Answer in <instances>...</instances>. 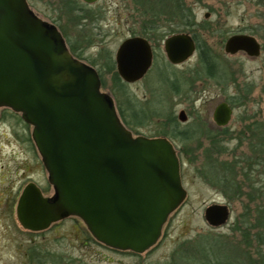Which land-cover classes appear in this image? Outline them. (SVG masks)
Listing matches in <instances>:
<instances>
[{
    "label": "water",
    "instance_id": "1",
    "mask_svg": "<svg viewBox=\"0 0 264 264\" xmlns=\"http://www.w3.org/2000/svg\"><path fill=\"white\" fill-rule=\"evenodd\" d=\"M120 43L117 74L127 84L136 83L149 72L153 49L142 36ZM66 44L60 30L38 16L28 0H0V109L20 114L32 127L54 191L46 197L27 186L19 199L18 222L26 231L40 232L77 217L98 243L142 255L157 245L162 227L188 196L175 145L167 137L134 135L113 98L102 91L97 70ZM196 50L187 33L164 41L173 65L190 60ZM224 50L257 57L262 46L255 36L236 34ZM232 116L230 105L222 102L213 121L225 127ZM178 117L187 121L184 111ZM230 213L228 205L211 204L204 217L219 228Z\"/></svg>",
    "mask_w": 264,
    "mask_h": 264
},
{
    "label": "rangeland",
    "instance_id": "2",
    "mask_svg": "<svg viewBox=\"0 0 264 264\" xmlns=\"http://www.w3.org/2000/svg\"><path fill=\"white\" fill-rule=\"evenodd\" d=\"M28 1L38 16L64 32V39L72 44L82 58L80 60L96 66L105 85L102 91L110 95L116 105L114 71L107 66L115 61L120 42L129 37L142 36L143 31L154 27L157 20L146 10L148 7L142 5L141 0H100L85 9L86 26L75 29L71 24L73 16L66 8L67 0ZM183 2L194 13L193 32L189 29L177 30L173 34L195 33L205 42L211 49L217 75L212 78L207 75L198 50L183 64H171L163 51L164 39L158 46L152 43L155 51L152 71L144 79L127 84L130 94L146 115L145 122L135 127L134 135H171L172 116L176 118L179 129L188 135L184 141H173L188 196L162 227V236L157 245L139 256L110 249L95 241L77 217H68L45 231L30 232L19 224L15 211L0 209V264H31L28 255L30 248L34 250V257L44 253L56 254V257L72 259L81 264H188L193 262L190 248H196L197 242L202 244V237L207 243L219 239L247 250L244 235L236 229L239 225L246 229L242 224L245 214L243 207L249 205L255 209L257 203L228 199L220 189L210 184L206 172L209 171L207 162L215 159V155L211 157L208 152L212 151L209 145H212L211 138L218 127L213 121V112L220 103H228L234 111L230 123L224 127L231 133V137L228 135L225 138L228 141L227 153L223 156L226 160L231 159V150L238 144L232 138L242 129V124L247 123L245 120L248 124L256 120L264 125V0ZM159 24L162 28L170 25L161 20ZM236 34L255 36L262 46L261 55L249 57L244 52L226 54V41ZM181 111L187 116L184 123L178 117ZM6 121L16 123L20 120L9 116ZM8 141L4 126L0 125V193L16 189L19 185L17 178L24 174L20 166L26 161V154L17 151ZM220 145H223V141H220ZM16 167L21 175L18 173L13 186L9 176L14 175ZM44 174L45 192L52 195L48 173L45 171ZM211 204L230 207L231 217L226 225L219 228L208 225L204 213ZM261 217L262 214L256 216L252 225L262 229L264 221H259ZM250 229L254 228L248 226L246 230ZM255 233L252 230L247 233V241H250L252 248L258 245ZM219 249L223 255L227 252ZM56 262L54 264L61 263L57 259Z\"/></svg>",
    "mask_w": 264,
    "mask_h": 264
},
{
    "label": "trees",
    "instance_id": "3",
    "mask_svg": "<svg viewBox=\"0 0 264 264\" xmlns=\"http://www.w3.org/2000/svg\"><path fill=\"white\" fill-rule=\"evenodd\" d=\"M141 4L147 6L150 15L157 20L154 22V27L150 30L143 31L142 36L147 38L148 41L154 43L156 46L165 39V37L175 33L177 30L192 31L191 28L195 25L194 13L191 9L185 6L183 0H141ZM66 8L67 11L72 14L73 19L71 24L76 28H84L86 24L84 18V11L88 5L82 3L80 0H67ZM159 20L166 22L168 27L162 28L159 24ZM174 23V25H172ZM158 24V25H157ZM63 36L64 32L61 30ZM193 32V31H192ZM194 39L197 41V50L199 52V58L203 67L206 70L209 77H215L217 75V67L211 49L201 41L199 37L194 33ZM71 53L78 59H82L77 55L76 50L72 44L66 41ZM264 50V46H263ZM110 63L107 67L112 69L113 72V83L115 87V98L116 108L118 114L126 125L134 134H136L135 127L140 126L145 122L146 115L143 114L140 109L138 102L135 100L132 94H130L127 83L119 77L116 71V66ZM100 75V74H99ZM101 79V75H100ZM101 85L104 81L101 79ZM119 98H118V95ZM122 97V98H120ZM231 106V105H230ZM173 133L171 135L162 134L160 136L152 137H167L172 142L177 140H185L188 135L184 131L180 130L176 118L172 116ZM174 121V122H173ZM242 124V129L237 132L232 138L238 141V144L231 150V159L226 160L223 156L227 153L228 141H225L226 136L231 137V133H228V129L224 127H216L215 135L211 138V146L209 147L212 151L208 152L211 157L215 155V159L209 160L207 168L209 171L206 172L209 178L210 184H213L221 192L227 196L228 199L240 201V203L247 201V203H257L255 209L249 205L243 207L245 214L242 216L243 226L249 228L252 231H256L254 236L257 240V246L252 248L250 241L248 240L247 233L250 230H244L239 225L237 231H239L246 241L247 250L241 249L237 245H231L228 242L219 241L216 239L213 243L204 242L202 237L201 243L195 246L196 248H190L189 251L193 252L190 259L193 262L188 264H264V226L261 225L256 227L252 225L256 221V216L262 214L263 217L259 218V221H264V125L260 124L256 120L253 123H249L245 120ZM217 137L222 138L218 141ZM220 141H223V145H220ZM245 141V143H243ZM177 143V142H175ZM252 222V223H251ZM206 238V237H205ZM188 248V249H189ZM225 249L227 252L223 255L219 249ZM219 249V250H218ZM32 251V253H31ZM220 251V252H219ZM135 256L138 254L127 252ZM34 250L30 248L29 256L31 264H54L57 263L56 259L60 264H81L76 263L72 259H64L56 254L38 255L34 257ZM51 258H50V257ZM185 264H187L185 262Z\"/></svg>",
    "mask_w": 264,
    "mask_h": 264
},
{
    "label": "flooded vegetation",
    "instance_id": "4",
    "mask_svg": "<svg viewBox=\"0 0 264 264\" xmlns=\"http://www.w3.org/2000/svg\"><path fill=\"white\" fill-rule=\"evenodd\" d=\"M80 1L82 3H84L83 0H80ZM98 1H100V0H98ZM98 1H96V3ZM96 3H94V4H96ZM84 4H86L88 6L94 5V4H87V3H84ZM56 27L58 28V26H56ZM187 34L191 35L192 39L195 38L194 34H191V33H187ZM165 40H166V38H165ZM147 41H148V39H147ZM194 41L196 43V48H197L196 39H194ZM149 43L153 49V61H154L155 60L154 46L152 45V43L150 41H149ZM153 61H152V66H151L149 72H147V74L144 76V78L150 73V71H152L153 66H154ZM114 62L116 63V61H114ZM88 65H91L93 68L96 69L95 65L89 64V63H88ZM97 72L99 75L100 74L99 70H97ZM144 78H142V79H144ZM232 110H233V108H232ZM233 113H234V111H233ZM9 116L16 117L20 121L16 122V123L6 121ZM0 125L4 126V129L6 131V136L9 139L8 142H10L13 145V147L15 149H17V151L26 154V156H25L26 161H23L24 162L23 165L20 166L21 169H24V170H21V172H24V174L22 176H20L19 178H17L19 170L16 167L14 175L10 174V176H9V178L12 181L11 183H13V186L15 184L14 182H16V178H17V184H19V185L17 186L16 189L11 188L10 190H6V191H3L2 193H0V209L15 211L17 213L19 199L22 195L23 190L27 186L33 185L38 190H40V192L42 193L43 196H46V197H52L54 195V191L52 192V195H50L48 193L46 194V192H45L46 190H45V187L43 184L44 177H45V174H44L45 168H44L43 162L41 161L42 159H41L38 151H36L37 148H36L34 141L32 139V134H31L32 127L22 120V117L20 114L15 113V112L11 111L10 109H6V108H2V112L0 113ZM29 172L31 174H28ZM19 174L21 175V173H19ZM33 174H35V177H33ZM50 189L52 190L51 185H50ZM229 209H230V207H229ZM16 216H17V214H16Z\"/></svg>",
    "mask_w": 264,
    "mask_h": 264
}]
</instances>
